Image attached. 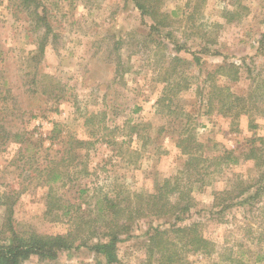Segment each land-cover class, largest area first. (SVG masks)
Masks as SVG:
<instances>
[{
  "label": "rangeland",
  "instance_id": "1",
  "mask_svg": "<svg viewBox=\"0 0 264 264\" xmlns=\"http://www.w3.org/2000/svg\"><path fill=\"white\" fill-rule=\"evenodd\" d=\"M143 1L167 13L168 25L153 27L135 0H38V26L21 0H0V195L16 199L19 229L65 233L58 195L73 203L89 188L87 207L98 192H153L180 175L187 157L178 141L195 136L204 155L239 161L189 177L196 206L178 223L201 222L215 252L184 253L185 264H231L226 257L242 254L264 264V0ZM214 84L249 96L247 111L224 115L210 102ZM74 138L92 141L77 149L89 174L66 178L58 191L50 172ZM241 184L247 193L222 200ZM175 222L136 219L117 264L145 261L153 229ZM103 262L81 246L22 264Z\"/></svg>",
  "mask_w": 264,
  "mask_h": 264
},
{
  "label": "trees",
  "instance_id": "2",
  "mask_svg": "<svg viewBox=\"0 0 264 264\" xmlns=\"http://www.w3.org/2000/svg\"><path fill=\"white\" fill-rule=\"evenodd\" d=\"M21 3L37 17L39 26L42 22L40 20L44 17L38 12V0H21ZM135 3L142 15H150L156 21L153 27L157 24L168 25L167 13L160 11L155 5H146L143 0H135ZM40 48H45L43 40L40 42ZM225 68L226 66H222L217 71ZM248 99L249 96L236 94L216 84L210 91V102L218 100L222 103L224 115L239 117L247 111ZM90 143L92 144V141L77 138L70 139L66 143L64 151L68 152V156L58 159L55 170L50 172L53 179L58 181V191L61 187L67 186L66 178L72 180L74 174H77V178L80 173L89 174L86 160L81 158L77 149L86 148ZM178 146L187 157L184 169L180 171V175L165 178L153 192L129 191L123 198L121 192H98L93 201L86 203L87 207H83L81 198L86 193L90 194L89 188H80L78 201L73 203L63 195H58V219L61 218L59 211L62 210L63 214L69 216L70 221V228L65 233L44 234L31 229H19L13 220L16 199L8 193L1 194L0 206L5 207V212L0 225V264H22L32 255L39 256L41 260L56 259L61 251L81 246H87L97 254L103 255L105 257L103 264H117L120 260L118 243L122 241L123 235L130 234L136 219L147 215L174 219L176 222L170 223L166 228L153 229L147 242L148 257L140 264H185V254L188 252L211 255L215 252V245L212 240L203 235L201 222L185 225L178 223L184 214L196 206L192 195L194 187L189 177L195 173L201 174L202 170L208 169L211 165L237 163L239 158L232 156L231 152L206 156L203 153L204 144L195 136L183 137L178 141ZM254 154L249 153L247 157L256 156ZM230 155L232 157H229ZM257 157L260 158L258 155ZM261 164L259 160L258 165ZM79 166H81L80 169H78ZM249 189L250 185L242 186L241 184L239 189L226 191L227 195L222 200L225 201L227 198L232 200L242 196ZM90 242L93 243L90 244ZM228 249L225 248L226 251ZM257 256L255 263L263 260L262 255ZM225 260L231 261V264H250L243 254L230 255Z\"/></svg>",
  "mask_w": 264,
  "mask_h": 264
}]
</instances>
